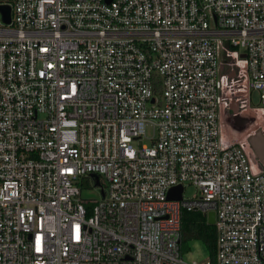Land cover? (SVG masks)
Wrapping results in <instances>:
<instances>
[{"label": "built area", "instance_id": "1", "mask_svg": "<svg viewBox=\"0 0 264 264\" xmlns=\"http://www.w3.org/2000/svg\"><path fill=\"white\" fill-rule=\"evenodd\" d=\"M0 7V264H199L185 211L214 213L216 264H264V0Z\"/></svg>", "mask_w": 264, "mask_h": 264}, {"label": "trees", "instance_id": "2", "mask_svg": "<svg viewBox=\"0 0 264 264\" xmlns=\"http://www.w3.org/2000/svg\"><path fill=\"white\" fill-rule=\"evenodd\" d=\"M200 241L207 248L210 255V264H216V230L213 225L207 223L204 215L198 212H183L182 230H181V247L189 242Z\"/></svg>", "mask_w": 264, "mask_h": 264}, {"label": "rangeland", "instance_id": "3", "mask_svg": "<svg viewBox=\"0 0 264 264\" xmlns=\"http://www.w3.org/2000/svg\"><path fill=\"white\" fill-rule=\"evenodd\" d=\"M251 104L252 106H256L258 104V94L256 92H252L251 94ZM144 143L146 144L147 141H144ZM101 182L103 186L106 185L103 179H101ZM194 191L195 190L193 187H186L184 191V197H191L194 194ZM81 198L84 203H86V207L92 208L101 199L100 187H94L90 180H84ZM182 255L186 262L196 261L199 264H207L210 260V255L207 248L200 241L189 242L187 246H184Z\"/></svg>", "mask_w": 264, "mask_h": 264}, {"label": "water", "instance_id": "4", "mask_svg": "<svg viewBox=\"0 0 264 264\" xmlns=\"http://www.w3.org/2000/svg\"><path fill=\"white\" fill-rule=\"evenodd\" d=\"M0 11L3 14V20L5 23L9 22V9L6 7H0ZM244 102L241 100L233 99L231 101V117L230 124L233 128L238 131L243 130L248 124L252 122L251 119H242L238 115L239 106ZM249 143L251 144L253 150L255 151L257 157L262 160L264 158V135L261 134L260 131H256L250 138ZM95 181V186L99 185V180L97 175L91 176ZM182 193V187L172 188L168 193V198L171 200H180ZM103 195V193H102ZM214 213H209L207 215V223L209 225H214Z\"/></svg>", "mask_w": 264, "mask_h": 264}]
</instances>
